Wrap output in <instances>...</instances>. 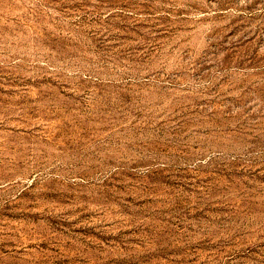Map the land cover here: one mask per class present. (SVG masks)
I'll return each instance as SVG.
<instances>
[{
    "label": "rangeland",
    "instance_id": "rangeland-1",
    "mask_svg": "<svg viewBox=\"0 0 264 264\" xmlns=\"http://www.w3.org/2000/svg\"><path fill=\"white\" fill-rule=\"evenodd\" d=\"M0 264H264V0H0Z\"/></svg>",
    "mask_w": 264,
    "mask_h": 264
}]
</instances>
